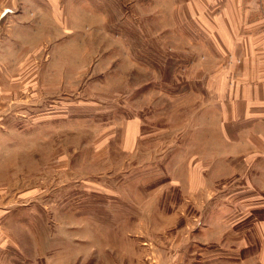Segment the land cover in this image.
<instances>
[{
    "label": "rangeland",
    "instance_id": "rangeland-1",
    "mask_svg": "<svg viewBox=\"0 0 264 264\" xmlns=\"http://www.w3.org/2000/svg\"><path fill=\"white\" fill-rule=\"evenodd\" d=\"M113 2L98 11L78 0L71 12L76 3L60 0L58 21L48 17L32 46L0 43V222L9 221L0 261L262 264L251 219L264 210L239 224L249 241L239 259L235 228L217 209L230 204L234 176L211 181L225 190L216 198L192 189L196 174H210L229 57L190 13L173 33L166 18L153 23L170 0ZM22 5L0 8L17 18Z\"/></svg>",
    "mask_w": 264,
    "mask_h": 264
},
{
    "label": "crops",
    "instance_id": "crops-1",
    "mask_svg": "<svg viewBox=\"0 0 264 264\" xmlns=\"http://www.w3.org/2000/svg\"><path fill=\"white\" fill-rule=\"evenodd\" d=\"M13 1L16 0H0V3ZM19 1L23 4L21 17L14 18L19 14L10 6L0 8V43L21 45L22 50H26L28 48L26 45L38 41L48 17L58 21L55 4L60 0ZM66 1L76 3L70 7L71 12L79 10L78 0ZM113 1L90 0L98 4V11L105 6V4L100 6L101 3ZM153 2L154 0H151V3ZM170 2L172 3L166 8L170 14H158L156 9L151 15L153 23L166 18L167 25H172L173 33L175 29L173 24L179 19L182 20L184 16L182 12L190 13L191 17L199 22V27L208 33L215 48L229 57L230 80L226 83L223 93L221 92L220 99L214 102V108L218 110V138L209 142L215 146L214 152L209 151L207 155L208 161L212 164L208 168L210 174L204 176L197 172L198 174L192 177V189L197 193L198 188L201 190V187L206 186L212 195L210 197L216 198L225 190L216 192L218 189L209 185L211 181L234 176L233 185L230 187V204L217 209L222 219L229 221L230 225L237 229L243 220L253 216L254 211L264 210V0H170ZM59 13L62 17L63 12ZM11 21L12 28L2 36L5 27ZM136 32L139 33L137 35L143 32L141 23ZM139 131L140 121L137 118L127 120L124 135L128 148L135 145ZM251 221L254 235L259 241L258 258L264 264V216L254 217ZM8 223L9 221L5 220L0 222V225L9 226ZM23 225L29 226L28 222ZM235 229L234 242L237 246L234 248V258L240 259V252L247 248L249 241L241 229ZM5 232L7 230L0 232L2 253L9 249L8 234ZM26 244V248H30V242ZM257 254L248 255L245 259ZM8 263L7 260L0 261V264Z\"/></svg>",
    "mask_w": 264,
    "mask_h": 264
},
{
    "label": "bare ground",
    "instance_id": "bare-ground-1",
    "mask_svg": "<svg viewBox=\"0 0 264 264\" xmlns=\"http://www.w3.org/2000/svg\"><path fill=\"white\" fill-rule=\"evenodd\" d=\"M50 25V24H49ZM49 28V27H48ZM82 58V57H81Z\"/></svg>",
    "mask_w": 264,
    "mask_h": 264
}]
</instances>
